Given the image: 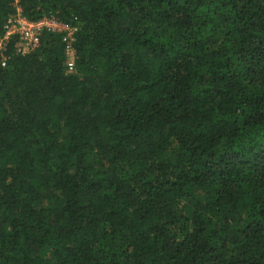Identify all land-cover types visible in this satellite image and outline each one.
I'll list each match as a JSON object with an SVG mask.
<instances>
[{"label": "trees", "instance_id": "obj_1", "mask_svg": "<svg viewBox=\"0 0 264 264\" xmlns=\"http://www.w3.org/2000/svg\"><path fill=\"white\" fill-rule=\"evenodd\" d=\"M17 6L76 58L0 51V264H264V0Z\"/></svg>", "mask_w": 264, "mask_h": 264}, {"label": "built area", "instance_id": "obj_2", "mask_svg": "<svg viewBox=\"0 0 264 264\" xmlns=\"http://www.w3.org/2000/svg\"><path fill=\"white\" fill-rule=\"evenodd\" d=\"M75 30V27L59 22L53 17L30 20L24 16L21 8H17L16 13L7 19L4 30L0 31V51L5 50L9 42L16 37L14 45L15 52L18 54H26L39 46L41 35L44 31L67 32L64 37L67 41V66L68 70L72 71L75 68L76 58V53L72 46ZM2 64L5 65L6 61L4 60Z\"/></svg>", "mask_w": 264, "mask_h": 264}, {"label": "rangeland", "instance_id": "obj_3", "mask_svg": "<svg viewBox=\"0 0 264 264\" xmlns=\"http://www.w3.org/2000/svg\"><path fill=\"white\" fill-rule=\"evenodd\" d=\"M16 2H18V1H16ZM16 5H18V4H16ZM18 8H20V6H17ZM25 16V15H24ZM69 56H70V54H68Z\"/></svg>", "mask_w": 264, "mask_h": 264}]
</instances>
